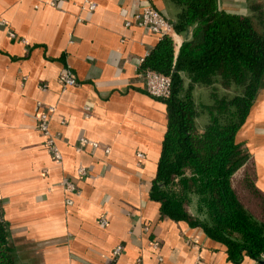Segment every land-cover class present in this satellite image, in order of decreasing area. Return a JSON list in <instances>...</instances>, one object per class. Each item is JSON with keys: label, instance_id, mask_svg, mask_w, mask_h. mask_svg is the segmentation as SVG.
<instances>
[{"label": "crops", "instance_id": "crops-1", "mask_svg": "<svg viewBox=\"0 0 264 264\" xmlns=\"http://www.w3.org/2000/svg\"><path fill=\"white\" fill-rule=\"evenodd\" d=\"M217 3L249 14L247 0ZM145 5L172 26L178 19L172 0H0V212L16 264H237L200 227L161 218L150 199L165 106L139 70L159 39L134 20ZM190 30L170 36L175 53ZM65 68L77 85L62 86ZM193 92L210 103L209 89ZM263 102L264 89L238 140L255 133ZM51 107L59 160L37 127Z\"/></svg>", "mask_w": 264, "mask_h": 264}, {"label": "trees", "instance_id": "trees-1", "mask_svg": "<svg viewBox=\"0 0 264 264\" xmlns=\"http://www.w3.org/2000/svg\"><path fill=\"white\" fill-rule=\"evenodd\" d=\"M172 1L180 8L174 31L191 27L190 36L175 53L162 35L139 65L171 80L168 96L156 99L165 131L150 199L161 218L222 243L231 262L256 263L264 259V191L237 134L264 89V0H247L249 14L224 11L217 0ZM197 87L210 90L209 104L194 96ZM0 264H16L1 212Z\"/></svg>", "mask_w": 264, "mask_h": 264}, {"label": "built area", "instance_id": "built-area-1", "mask_svg": "<svg viewBox=\"0 0 264 264\" xmlns=\"http://www.w3.org/2000/svg\"><path fill=\"white\" fill-rule=\"evenodd\" d=\"M89 9H93L94 5L89 4ZM134 20L137 22L139 26L142 28H146L147 30L159 34V38L162 35H169L173 38L175 35L173 26L171 22L165 17L161 12L156 10L151 5H145L141 12L134 16ZM128 24V23H127ZM143 59H141L142 61ZM142 76L144 79V88L147 95L155 99L166 98L170 92V77L155 71L146 70L142 72ZM60 81L63 84V87H70L77 85V81L71 72L70 69L65 68L60 74ZM53 111V107L48 111H41L37 117V127L38 130L45 136L46 143L49 146L53 157L56 160L60 159V154L55 146V139L49 133V121L50 115ZM82 142H86V139H81ZM142 157L141 155H139ZM78 174L82 175L85 173L83 168H79L77 170ZM62 185L64 189L68 191H72L74 189L73 184L68 181H63ZM104 221V220H103ZM156 247V244H154ZM122 250V246L118 245L114 251L113 255H119Z\"/></svg>", "mask_w": 264, "mask_h": 264}, {"label": "rangeland", "instance_id": "rangeland-1", "mask_svg": "<svg viewBox=\"0 0 264 264\" xmlns=\"http://www.w3.org/2000/svg\"><path fill=\"white\" fill-rule=\"evenodd\" d=\"M195 97L197 99L204 100V98H201V97L198 98L197 96H195ZM263 105H264V102H263ZM245 129L247 131L242 130L240 133V137L238 136L239 141L245 143V146L248 148V150L251 152V154L253 153V154L258 155V157L256 155H253V156H256V159L254 158V162H255V165L256 164L260 165L258 167L259 171L261 172V177H262L261 178L262 182H260V183L263 185V188H264V146H263L264 145V117L263 118L259 117L257 127L253 126L252 129L255 130V133H253V132L251 133L248 130V127ZM256 132H258L257 135H256ZM260 147H263V148H260ZM256 175H257V173H256ZM237 187L239 188V190H241L239 185Z\"/></svg>", "mask_w": 264, "mask_h": 264}, {"label": "water", "instance_id": "water-1", "mask_svg": "<svg viewBox=\"0 0 264 264\" xmlns=\"http://www.w3.org/2000/svg\"><path fill=\"white\" fill-rule=\"evenodd\" d=\"M256 263L257 264H264V259H258V260H256Z\"/></svg>", "mask_w": 264, "mask_h": 264}]
</instances>
